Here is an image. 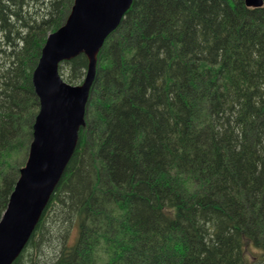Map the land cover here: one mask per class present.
I'll return each mask as SVG.
<instances>
[{"label":"trees","instance_id":"obj_1","mask_svg":"<svg viewBox=\"0 0 264 264\" xmlns=\"http://www.w3.org/2000/svg\"><path fill=\"white\" fill-rule=\"evenodd\" d=\"M48 2L0 0V218L38 112L32 72L72 0ZM64 64L81 83L86 58ZM85 121L12 264H264V4L133 0Z\"/></svg>","mask_w":264,"mask_h":264},{"label":"water","instance_id":"obj_2","mask_svg":"<svg viewBox=\"0 0 264 264\" xmlns=\"http://www.w3.org/2000/svg\"><path fill=\"white\" fill-rule=\"evenodd\" d=\"M261 8L263 0H243ZM133 0H73L64 25L50 33L32 72L38 112L25 165L0 219V264H12L26 248L85 127L98 56L106 39L120 25ZM79 55L87 60L82 82L66 83L59 67Z\"/></svg>","mask_w":264,"mask_h":264},{"label":"rangeland","instance_id":"obj_3","mask_svg":"<svg viewBox=\"0 0 264 264\" xmlns=\"http://www.w3.org/2000/svg\"><path fill=\"white\" fill-rule=\"evenodd\" d=\"M44 2L46 1V5L45 6H49V2L48 1H50V0H43ZM37 4H38V6L37 5H34L36 8H37V13L39 14V16H42V15H40V14H42V13H39V11H40V8H39V5H40V1H38L37 2ZM72 5H73V0H72V2L71 3H69V4H66L65 6H64V10L62 11V13H61V15H59V16H57V18L55 19V21H57L56 23L57 24H59L58 25V29L59 28H61L63 25H64V23H65V21H66V19H67V17H68V15H69V13H70V11H71V8H72ZM42 10V9H41ZM45 12H47V10H45ZM60 16H63V18H60ZM63 19V21H61V20ZM49 33V32H48ZM52 33V32H51ZM50 34V33H49ZM48 34V35H49ZM47 35V36H48ZM47 38V37H46ZM62 66L64 67L63 68V70H61L59 73H60V76L63 78V80L66 82V83H68V84H71V85H78V84H80V83H74V82H68V80H67V75L70 73V71L69 70H67L66 68H65V64L63 63L62 64ZM32 82V81H31ZM33 87V86H32ZM36 97V96H35ZM36 99H37V97H36ZM37 101H38V99H37ZM31 107H33V106H31ZM30 109L27 111V115L25 116V117H22L23 119H22V123L25 125L26 123H32V111H30ZM34 121V120H33ZM21 123V124H22ZM85 124H86V122H85ZM23 129H21L20 131H22ZM22 134H23V138L20 136V138H19V140H18V143H23V145H27V151H26V154H25V158H24V160H23V162H22V164H21V168L25 165V162H26V159H27V154H28V150H29V145H30V143H31V140H32V133H31V135L30 136H26V133L24 132V131H22ZM18 177H19V173H18V176H17V179H18ZM17 181V180H16ZM1 219V218H0ZM44 254L46 255V256H48L50 253L48 252L47 253V251L46 250H44ZM50 258V257H49ZM45 259V258H44ZM46 262H50L49 261V259H47L46 260Z\"/></svg>","mask_w":264,"mask_h":264}]
</instances>
